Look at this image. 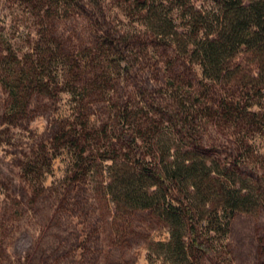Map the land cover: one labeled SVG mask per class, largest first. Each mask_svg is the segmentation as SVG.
Wrapping results in <instances>:
<instances>
[{"label":"rangeland","instance_id":"obj_1","mask_svg":"<svg viewBox=\"0 0 264 264\" xmlns=\"http://www.w3.org/2000/svg\"><path fill=\"white\" fill-rule=\"evenodd\" d=\"M38 1L0 0V264H264V131H240L209 115L222 97L257 101L252 78L264 54L238 52L231 72L215 82L198 63L158 40L129 1ZM164 1L184 4L174 13L184 30L190 2L201 12L212 6L209 0ZM46 10L53 19L41 16ZM50 42L62 44L60 57L46 65L43 80L62 90L33 92L25 108L12 110L5 70L15 63L13 52L20 64L41 70L38 61ZM68 55L80 57L77 70L65 71ZM85 84L89 91H83ZM83 93L92 135L98 137L84 176L68 164L69 153L55 139L62 115H74ZM183 103L200 115L196 133L220 192L208 197L206 210L195 212L196 224L226 227L210 230L211 251L187 248L178 257L166 246L167 216L130 206L118 192L128 167L115 158L123 150L113 148L109 129L125 104L160 115ZM242 134L249 151L239 142ZM224 189H238L244 200L226 211ZM174 195L186 201L182 192Z\"/></svg>","mask_w":264,"mask_h":264},{"label":"trees","instance_id":"obj_2","mask_svg":"<svg viewBox=\"0 0 264 264\" xmlns=\"http://www.w3.org/2000/svg\"><path fill=\"white\" fill-rule=\"evenodd\" d=\"M118 1H129L127 6L145 18V24L154 29L158 40H165V46H172L181 55L198 63L204 77L215 82L231 72V64L238 52L254 50L260 55L264 54V0H209L212 6L204 12L190 2L185 14L188 19L183 25L187 26L186 30L175 23L174 13L183 9L182 2L167 4L164 0ZM39 3L41 0L38 1V6L41 5ZM40 8L38 9L41 10ZM41 16L54 18L53 13L47 10ZM46 21L48 20L44 22ZM59 46H62L60 42L54 45L50 42L44 49V57L38 61L41 70L34 64H20L17 53L13 52L15 63L13 61L8 64L5 70L10 78L7 84L12 110L25 108L33 92L47 91L49 88L50 92L53 89L62 90L58 85L49 87L48 79L43 80L46 65L60 57ZM67 58L65 71L77 70L80 57L68 55ZM260 67L252 78L253 86L259 91L257 101L247 103L233 95L222 97L218 108L209 112L213 121L220 116L223 122L234 123L240 131H264L263 59ZM68 82L70 87H76L70 79ZM89 87V84H85L82 89L86 92ZM81 96L75 101L74 115H62L55 139L57 145L69 153L68 164L77 168L76 174L84 176L91 166L89 161L95 155L94 144L98 142V137L92 135V126L86 115L87 100L85 101L84 93ZM189 109L183 103L181 109L171 114L151 115L144 112L141 106L132 108L125 104L118 110L109 129V142L112 146L115 145V150H123L115 158L128 167L126 172H122L124 175L118 192L124 195L130 206L155 209L167 216L171 238L166 246L178 257L184 255L187 248L192 252L198 248L211 251L214 241L210 230L219 232L224 225L226 227V223L214 229L196 224V213L206 210L210 204L208 197L220 192L210 179L216 170L208 164L206 150L200 143L201 137L196 133V126L200 124L197 116L200 115H194ZM192 139L197 142L195 147H192ZM239 142L244 151H249L251 146L248 144L247 134H242ZM177 190L184 194L186 201H176L174 192ZM223 195H226V211L239 206L244 200L238 189H224ZM187 235L189 241L185 238Z\"/></svg>","mask_w":264,"mask_h":264}]
</instances>
